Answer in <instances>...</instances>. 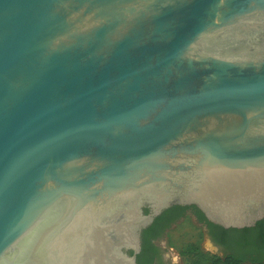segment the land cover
Wrapping results in <instances>:
<instances>
[{"label":"water","instance_id":"1","mask_svg":"<svg viewBox=\"0 0 264 264\" xmlns=\"http://www.w3.org/2000/svg\"><path fill=\"white\" fill-rule=\"evenodd\" d=\"M171 205L264 218V0H0V264H135Z\"/></svg>","mask_w":264,"mask_h":264},{"label":"flooded vegetation","instance_id":"2","mask_svg":"<svg viewBox=\"0 0 264 264\" xmlns=\"http://www.w3.org/2000/svg\"><path fill=\"white\" fill-rule=\"evenodd\" d=\"M196 211L198 210L193 206L171 205L155 216L153 220L140 231L139 251L135 254V264H172L171 253L169 252V250L172 249H168L166 246L165 235L185 216H191L195 223L201 226L203 236L215 249V254L220 255L219 258L223 259L228 255L238 253L247 256L258 255L259 248L251 244H239L241 242L238 241L240 238L238 234L230 233L224 238V241L216 239L218 231L211 230L206 223L200 221ZM143 214H150V209L144 208ZM250 240L251 242L253 241V239ZM128 254L132 255V252L129 251Z\"/></svg>","mask_w":264,"mask_h":264},{"label":"rangeland","instance_id":"3","mask_svg":"<svg viewBox=\"0 0 264 264\" xmlns=\"http://www.w3.org/2000/svg\"><path fill=\"white\" fill-rule=\"evenodd\" d=\"M166 246L171 248L172 264H212L219 254L203 236L201 226L197 225L191 216H185L165 235ZM192 245L197 252L192 255H182L180 250Z\"/></svg>","mask_w":264,"mask_h":264},{"label":"trees","instance_id":"4","mask_svg":"<svg viewBox=\"0 0 264 264\" xmlns=\"http://www.w3.org/2000/svg\"><path fill=\"white\" fill-rule=\"evenodd\" d=\"M200 221L206 223L211 230L218 231L216 239L219 241H224V238L230 233H235L239 235V244H251L256 248H259L258 255H245L242 253L228 255L225 258H216L212 264H264V219L257 222L252 228H245L242 230H224L218 226H215L205 220L203 215L196 211ZM250 239H253L251 242ZM197 250L192 245H186L181 250L180 253L184 255H192L196 253Z\"/></svg>","mask_w":264,"mask_h":264}]
</instances>
